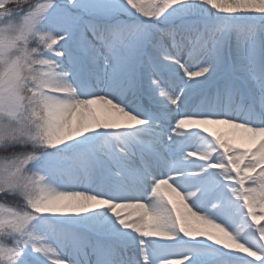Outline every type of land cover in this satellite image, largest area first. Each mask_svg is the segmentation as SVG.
Wrapping results in <instances>:
<instances>
[{
    "label": "snow or ice",
    "instance_id": "obj_1",
    "mask_svg": "<svg viewBox=\"0 0 264 264\" xmlns=\"http://www.w3.org/2000/svg\"><path fill=\"white\" fill-rule=\"evenodd\" d=\"M0 264H264V0H0Z\"/></svg>",
    "mask_w": 264,
    "mask_h": 264
}]
</instances>
